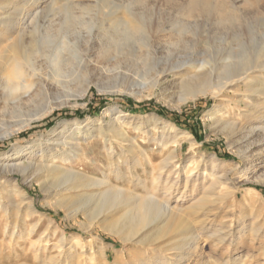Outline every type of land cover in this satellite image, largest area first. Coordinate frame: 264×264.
<instances>
[{"label":"rangeland","instance_id":"obj_1","mask_svg":"<svg viewBox=\"0 0 264 264\" xmlns=\"http://www.w3.org/2000/svg\"><path fill=\"white\" fill-rule=\"evenodd\" d=\"M62 1L57 0L52 12L49 8L45 9L46 3L42 4L44 8L39 15L40 18L45 20L47 16L49 21L52 18L51 14L55 13L63 18L65 15L60 7ZM206 1L211 5L210 11L201 10ZM72 2L89 4V9L83 13H79L78 8H71L74 15L79 14L82 18L73 19L67 24L69 27L66 38L71 42L78 38L75 47L79 66L74 68L76 69L74 72H67L63 88L55 86L47 100L40 103L42 104L40 108L45 106L48 112L34 120L30 126L22 129L12 126L9 130L11 134L4 135L8 116L0 115V163L5 160L3 154H6L7 161L12 162L15 157L13 153L20 152L23 147L30 144L50 143L51 140L61 137L62 131L64 135L80 137V133L89 129L92 134H87L83 139L86 156L74 158L69 166L78 165V170L86 175L94 177L96 174L103 177V174L107 173L105 160L107 149L102 142L103 137L97 136L94 130L98 132L100 128L101 132L107 135L106 125L114 116V110L110 111V108L117 106L121 109V114H126V118L135 120L141 118L145 124L151 122L149 119L148 121L143 119L150 114L175 124L186 122L188 127L178 125L179 131L187 133V136L179 139L175 170L183 176L184 170H187L186 164L198 160L197 156L202 153L201 168L205 166L208 171L212 168L217 174L225 176L228 174L224 179V183L228 185L235 177L234 181L240 188L236 199L237 205L234 208L229 206L230 201H227L224 204V211L228 210V214L233 210L241 212L237 216L240 224L235 222L230 229L235 233L225 238L226 241H221L222 243L220 239L202 240L199 246V254L202 255L193 256L190 264H213L216 260L224 261L229 257L239 258L236 264H264V232L261 237H254L251 231H246L238 239L237 236L241 234L236 231L241 224L248 226V221L254 215L258 218L254 221L256 225H262L264 228V153L261 156L254 155L252 161H246L241 157V152L246 146L241 135L238 133L233 136L216 129L207 114V110L215 104L224 103L229 108L228 118L244 119V114L249 111L243 105L244 97L250 94L249 82L243 86H235L219 98L207 93L191 101L184 99V92L193 82L190 75L195 68L186 69L185 64L183 65V62L190 65L195 60L218 65L229 54L235 59L240 55L242 43L249 53H253L252 48L257 42L262 43L264 39L262 38L264 0H72ZM191 7L197 10L189 12ZM132 18L139 19L141 28L137 32L128 31L126 28L125 21ZM109 20L116 21V24ZM108 26L119 36H116V46L106 51L103 45L108 39V34L102 31V27ZM176 60L181 62L184 69L171 71L170 65ZM253 78L258 79L256 87L260 88L264 81L263 72H255ZM239 109L244 111L240 112ZM160 111L164 113L161 114ZM75 122L79 124L75 126ZM126 126L131 139L136 138L144 150L154 153L155 162L163 157L164 152L160 151L155 143L159 137L158 132L138 133L133 130L134 125ZM190 142L194 143L192 151L188 149ZM112 146L114 153L122 150L118 143ZM256 149L257 146L252 145L246 155L256 154ZM25 152L21 151L19 160L25 158L23 157ZM125 162L126 160L122 159L118 168H113L114 172H111L109 179H112L111 182L118 188L129 187L134 193H142L139 185L132 188L131 184L134 185L135 180L131 174L132 169L130 170ZM247 165L253 167V173L249 174V179L240 180L234 174L235 169L239 170ZM28 172L25 175L18 171L0 172V188L3 187L5 191L4 197L0 199V264H48L47 259L53 256L60 260L62 256H58L59 251L55 244L63 236L70 244L79 237L85 242L88 240V243L92 241L95 250L99 251L105 247L110 262L117 252L131 248V245L124 246L115 235L101 228L94 229V225L91 228L82 226L84 219L80 214L74 219L68 216L65 209L56 204L64 193L59 195L54 192V188L49 187L55 182L44 173L35 170ZM135 174L143 176L139 166ZM13 186H17L19 191L34 203V209L27 217L18 218L17 224L9 216L11 205H8L9 198L6 197V194H10L13 203L17 199L12 190ZM198 192L199 187L192 195L185 197L184 205L189 204L191 197L197 199L200 195ZM80 193L72 191L69 195L76 200ZM246 194L250 195V198L243 204L242 198ZM227 206L229 207L225 210ZM39 214L43 215V220L37 227L32 228L33 235L28 237L26 228L31 225L29 221H38ZM48 223L49 230L44 234V228ZM39 236H43L44 241L32 244ZM230 237H234L233 240ZM82 258L80 255L81 264H91L82 263Z\"/></svg>","mask_w":264,"mask_h":264},{"label":"bare ground","instance_id":"obj_2","mask_svg":"<svg viewBox=\"0 0 264 264\" xmlns=\"http://www.w3.org/2000/svg\"><path fill=\"white\" fill-rule=\"evenodd\" d=\"M56 2L57 0H0L2 10L0 12V115L8 116L4 135L11 134L9 130L12 126L22 129L45 115L48 110L45 106L40 108L42 105L40 103L47 100L50 91L55 86L63 88L67 72H74L76 70L74 68L79 66L75 47L78 38L73 42L66 38L69 27L67 24L73 19L82 18L79 14L80 17L74 15L71 8H78L79 13H83L89 9V4L63 0L60 6L65 15L63 18L55 13V15L51 14L52 18L49 21H47V16L45 20L41 19L39 15L44 8L42 4L46 3L45 9L49 8L52 12ZM210 9L211 5L207 1L201 6V10L210 11ZM193 10L197 9L191 7L189 12ZM112 23L116 24V21ZM125 24L128 31L137 32L141 28L139 19L132 18L125 21ZM102 31L108 34V39L103 45L108 51L110 47L116 46V36L119 35L111 30L110 26L102 27ZM240 47V55H236L238 58L233 59L232 54H229L218 65H210L204 60H195L190 65L183 62L186 69L195 68L190 75L193 82L185 90L184 99L192 101L199 95L207 93L214 98H219L235 86H243L249 82L250 94L246 95L243 100V105L249 111L244 114V119L228 118L229 108L224 103L215 104L207 110V114L216 129L233 136L238 133L241 135L242 140L246 142L241 157L246 161H252L254 155L261 156L264 153V81L263 85L257 88L258 79L253 78L254 73L258 71L263 72L264 76V39L262 43L257 42L252 48L253 53H249L243 43ZM173 63L170 65V70L184 69L181 62L176 60ZM109 110H114V116L106 125L107 135L103 134L100 128L98 132L94 130L97 136L103 137L102 142L107 149L105 158L107 173H104L103 177H98L96 174L94 177L86 175L78 170V165L69 166L74 158L86 156L83 139L87 134H92L89 129L80 133V137H72L71 134L64 135L62 131L61 137L51 140L50 143L27 145L21 150L26 151L23 160L18 158L21 151L13 153L15 157L12 162L7 161L6 154H3L5 160L0 163V172L18 171L25 175L29 173L28 171L35 170L46 174L55 182L49 186L50 189L54 188V192L59 195L64 193L56 204L65 209L68 216L74 219L80 214L84 219L82 226L91 228L94 225V229L101 228L115 235L124 246L131 245L130 249L117 252L110 262L105 247L99 251L95 250L92 241L88 243V240L85 242L79 237L70 244L63 236L55 244L59 251L58 256L62 258L58 260L53 256L47 259V262L81 264L79 260L81 255L82 263L91 264L97 262L100 264H190L193 256L202 255V253L199 254L202 240L220 239L222 243L221 241L231 236L234 232L230 231L233 223L240 224L241 222L237 217L241 214L240 211L233 210L227 213L229 206L237 205L236 199L240 188L234 181L235 177L228 185L224 183L228 174L226 176L217 174L212 168L208 171L205 166L201 168L202 153L197 156L198 160L188 162L187 172L184 170L183 176L180 175L175 170V157L178 153L179 139L186 137L187 133L180 132L177 124L165 121L153 114L143 118L147 119L146 121L151 120L149 124H145L141 118L136 120L126 118V114H121V109L117 106ZM239 111L244 110L239 109ZM78 124L79 122H75V126ZM126 125H134L133 130L138 133L158 132L159 137L155 143L160 151L164 152L163 157L155 162L154 153L144 150L136 138H130L131 135L125 128ZM115 143H118L122 149L118 153H114L112 145ZM252 145L257 146L256 154L246 155ZM193 146L194 143L190 142L188 149L192 151ZM122 159L126 160L125 164L129 165L130 170L132 169L131 174L134 177L132 179L135 180L134 185L131 184L132 188L139 185L143 190L142 193H134L129 187L118 188L111 182L112 179H109L111 172H114L113 168L117 169ZM137 166L140 167L143 176L135 174ZM252 168L248 165L239 170L234 168V174L240 180L249 179V174L253 173ZM116 175L118 178V173ZM198 187L200 195L197 199L191 197V200H188L189 204L184 205L185 197L192 195ZM12 190L17 197L15 202L13 203L10 199L12 197L10 194H6V197L9 198L8 205H11L9 216L17 224L18 218L27 217L28 213L34 209V203L20 192L17 186H13ZM72 191L81 192L76 200L69 195ZM4 192V188H0V199L4 197ZM178 193L179 196L176 197ZM248 194L243 195V204L250 198ZM227 201L230 203L225 209L227 211H224V204ZM38 217V221H29L31 225L26 228L28 237L33 235L32 228L37 227L38 223L43 220V215L39 214ZM252 217L248 221V226L241 224L236 229L237 233L241 234L237 236L238 239L246 231H251L254 237L263 235L262 225H256L254 222L258 218L255 215ZM243 218L246 220L245 215ZM49 227L48 223L44 228V234L48 232ZM44 239L43 236H39L32 244L41 243ZM238 262L239 258L229 257L224 261L216 260L213 264H236Z\"/></svg>","mask_w":264,"mask_h":264},{"label":"trees","instance_id":"obj_3","mask_svg":"<svg viewBox=\"0 0 264 264\" xmlns=\"http://www.w3.org/2000/svg\"><path fill=\"white\" fill-rule=\"evenodd\" d=\"M161 114H163V111H160ZM57 113H54V115ZM177 125L179 126H183V127H188V124L186 122H176Z\"/></svg>","mask_w":264,"mask_h":264}]
</instances>
